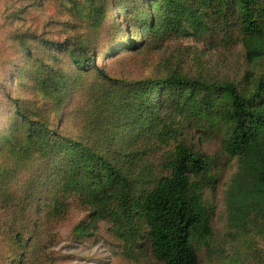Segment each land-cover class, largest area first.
Masks as SVG:
<instances>
[{
	"label": "trees",
	"instance_id": "obj_1",
	"mask_svg": "<svg viewBox=\"0 0 264 264\" xmlns=\"http://www.w3.org/2000/svg\"><path fill=\"white\" fill-rule=\"evenodd\" d=\"M114 2L122 8L129 31L125 30L126 40H113L120 31L115 20L106 56L127 45L134 47L129 39L132 30L148 32L153 39L167 31L201 38L210 29L206 18L223 27L236 6L248 60L256 65L264 58V9L257 11L258 0ZM199 4L201 9L196 8ZM154 6L159 11L151 15ZM101 14L103 9L93 5L90 22L99 23ZM21 43L26 49L28 41ZM54 46L69 45L66 41ZM69 60L75 70L93 69L104 81L88 110L70 111L78 115V138L57 132L72 90L67 74L49 67L39 68L35 98L10 99L11 117L0 129V212L5 215L0 233L6 251L17 247L19 264H38L45 233L65 217L73 199L87 208L93 228L101 221L110 225L128 259L136 263L144 259L142 264H195L193 244H205L212 234L213 208L201 192L210 159L177 141L181 128H172L162 117L159 108L177 97L191 105L211 94L225 97L226 108L219 113L226 127L222 148L238 166L226 195L228 227L235 235L264 233V71L253 76L245 95L232 83L176 75L111 77L83 47L71 52ZM154 133L161 145L177 141L164 165L168 175L160 178L144 158L147 147L142 138ZM146 249L156 262L146 259Z\"/></svg>",
	"mask_w": 264,
	"mask_h": 264
},
{
	"label": "rangeland",
	"instance_id": "obj_2",
	"mask_svg": "<svg viewBox=\"0 0 264 264\" xmlns=\"http://www.w3.org/2000/svg\"><path fill=\"white\" fill-rule=\"evenodd\" d=\"M141 1L150 4L156 0ZM258 2L257 11H261L264 0ZM93 5L103 9L97 24L89 20ZM196 8L201 9L200 4ZM236 8L229 16V23L223 27H218L214 19L206 18L210 29L201 38L167 31L153 39L148 32L142 34L140 30H132L129 39L134 40V47L127 45L106 56L111 39L109 30L115 20L120 31L113 40L127 39L124 38L125 30H128L125 16L114 0H0V129L11 117L10 99L28 101L35 98L34 81L39 68L49 67L64 71L72 90L57 132L70 139L78 138V115L70 111L72 108L88 110L92 96L104 83L95 70L78 71L70 63V53L80 47L85 48L111 77L141 80L176 75L232 83L241 93L248 94L253 76L264 71V58L256 65L248 60L241 42ZM158 11L154 6L150 14ZM22 39L28 41L26 49ZM66 41L69 46H54ZM203 104L208 105L204 108ZM224 108L226 99L219 93L201 97L194 105L177 97L176 101L169 100L159 108L172 128L178 125L181 128L177 141H185L210 159L201 192L205 203L213 208L212 234L205 244H193L195 264H264V233L241 236L232 234L228 227L226 195L238 166L222 148L226 127L219 113ZM142 141L147 147L144 158L151 164L153 175L167 176L164 165L177 141L161 145L156 133L144 135ZM4 216L0 212V221ZM89 221L87 208L73 199L65 217L45 233V244L37 252L38 264L144 262V259L140 263L128 259L123 242L112 234L107 222H98L93 228ZM41 230L45 231L43 226ZM2 236L1 232L0 253H5L9 260L0 257V264H19V259L15 258L17 247L6 251ZM146 251V259L156 262L149 250Z\"/></svg>",
	"mask_w": 264,
	"mask_h": 264
}]
</instances>
